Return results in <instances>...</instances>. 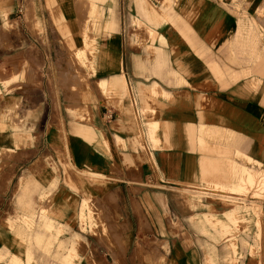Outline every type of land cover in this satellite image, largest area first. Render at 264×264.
<instances>
[{"label":"crops","instance_id":"1","mask_svg":"<svg viewBox=\"0 0 264 264\" xmlns=\"http://www.w3.org/2000/svg\"><path fill=\"white\" fill-rule=\"evenodd\" d=\"M172 1L153 2L147 11L141 0H95L101 26L109 22L113 37L103 36L102 30L98 34L100 50L108 55L87 64L93 73L86 79L88 91L79 95L73 91L79 67L60 61V47L44 43L35 27V18L47 15L52 41L60 42L45 0H0V14L10 27L6 30L0 17L5 38L0 78H29L12 82L19 86L11 94L0 88L1 96L23 103L33 130L42 119L44 133L55 128L57 134L53 122L62 120L73 164L101 168L106 184L99 197L115 201L114 214L128 246L155 248L163 264H207V247L214 245L217 263L225 264L233 257L228 245L224 249L223 243H211L197 232L208 197L193 200L192 209L181 192L201 181L226 183L234 166L250 169L238 156L264 167V0ZM49 2L53 8L60 5V0ZM21 7L29 17L18 16ZM133 18L159 32L164 44L139 46L134 35L145 33L134 30ZM101 82L107 88L101 90ZM68 108L83 109L91 123L78 124ZM82 129L100 132L109 154L87 142ZM7 144L1 137L0 147ZM7 176H0V188L10 182ZM59 191L75 199L76 210L78 197L66 190H57L54 197ZM215 211L219 216L226 212L220 205ZM66 213L72 214L71 206ZM76 226L77 220L70 219L69 229ZM243 242L238 240V247ZM239 264H264L263 221L259 258L247 251Z\"/></svg>","mask_w":264,"mask_h":264},{"label":"rangeland","instance_id":"2","mask_svg":"<svg viewBox=\"0 0 264 264\" xmlns=\"http://www.w3.org/2000/svg\"><path fill=\"white\" fill-rule=\"evenodd\" d=\"M89 1L60 0V5L54 7L55 11L53 12V5L49 0H45L46 11L60 41L58 43L52 41L51 36L54 32L48 28L47 21H45V19H48L47 15L41 21L34 17L35 27L39 31L38 34L45 41L44 43L60 47L61 53L64 54L59 57L60 61L68 67H79L77 80H75L73 86V91L79 95L88 91L86 79L93 73V70L87 68V64L91 60L89 59V61L86 58L89 56L91 48L100 50L102 47V44L99 43L102 37L98 36L100 23L96 19V14L89 12ZM141 1L145 9H150L149 5L153 2L157 5L160 3L172 5L173 3L172 0ZM64 6L67 13L64 11ZM166 7L161 5L160 8L170 9ZM20 9L21 12L18 16L29 14L23 7ZM135 9L139 15L137 7ZM31 13V15H34V12ZM85 16L88 17L87 20ZM0 17L5 24V29L10 30L5 22L4 13L0 14ZM55 18H59L60 21H56ZM84 19L92 25L91 30L82 31L81 27L85 23ZM70 25L73 26V31L67 29ZM4 40L5 38L0 30L1 47L5 43ZM84 40L85 45L82 44ZM156 42L144 43L138 40L137 44L142 46ZM159 45L162 44L159 43ZM78 52L82 53L78 54ZM63 77V82L68 84V75H63ZM27 81H29L27 74L20 76L13 74L10 79L4 76L0 78V88L4 93L11 94L13 88L19 86H11L12 82ZM64 83L62 86L68 89L69 85ZM68 113L78 124L91 123L87 113L81 108H78L77 111L68 108ZM29 120L30 117L23 107V103L20 101H7L1 96L0 90V122L5 123L3 126L0 125V139L2 137L3 140H7V145L10 146L1 145L0 147V176L4 175L6 177L9 172L10 174L7 177H12L10 182L3 183L0 188V245L2 242H7V245L0 246V264H14V260L18 261L19 264H65V258H68L67 262L70 264H163L160 256L157 260V250L155 248L151 251L147 247L127 245V240L122 237L123 229L118 223V217L114 214L115 201L112 198L102 199L99 197L102 195L103 187L106 184L104 175L101 178L94 176L90 178L86 173H83L80 168L81 165L75 166L73 164L69 150L68 131L65 132L62 120L60 119L59 123H57L58 121L53 122L54 126L57 127V134H55V128H49L44 133L46 128L43 127L45 121L42 119L37 121V125L33 130L32 122ZM50 122L52 123V120ZM76 135L78 134L76 133ZM54 136L56 137L55 142L50 141ZM78 136L82 138V136ZM237 159L242 160L239 156ZM246 163L250 168L249 171L256 178V183L247 184V188L245 187L242 191H231L223 188L219 186L222 184L221 182H216L218 185H213L210 182L201 181L198 184L189 185L193 186L191 189L185 187L181 192L185 203L192 209L194 207L193 200L200 201L201 198L208 197L206 203L208 212L205 213L207 215L216 212L215 208L219 205L223 211H228L234 207L255 208L252 219L238 220L233 226H229L224 231L222 228L216 227V224H206L197 229V232L209 242L214 244L223 243L224 249L234 241L237 243L241 239L246 242L251 240L252 246H239L231 261L225 260V264H239L240 258H243L244 252L247 251L254 259L259 258L261 254V239L259 241L257 235L258 232L261 233V222L264 223V167L248 160ZM38 182L40 183L39 189H37ZM57 190H66L78 197L76 210L79 204L85 200L92 212L95 223L90 228H84V226L83 229L82 222L75 217L73 221L77 220V226L74 229H69L68 222L61 228L59 227V230L53 231V234L57 232L56 240L49 238L47 243L37 244L34 239L36 234L42 233L50 236L52 233L44 229L38 222V215L42 208L49 209L52 207ZM12 191L15 194L13 202L9 197ZM44 191L47 193L40 196ZM210 192L211 194L214 192L216 194L220 192L221 194L210 196ZM58 193L62 194L64 192L59 191ZM228 193L237 195L234 198L238 199L229 201L219 198L220 195L229 196ZM28 203L35 211L34 222L31 226L25 221ZM200 209H204L203 205L200 206ZM256 217L259 218V223L256 222ZM193 221L194 218L191 222L193 223ZM18 232L21 236L17 235ZM225 233L227 234L225 235ZM27 253L30 255L29 258L26 256ZM134 255H139L137 261L133 260ZM207 264H210L209 261Z\"/></svg>","mask_w":264,"mask_h":264},{"label":"bare ground","instance_id":"3","mask_svg":"<svg viewBox=\"0 0 264 264\" xmlns=\"http://www.w3.org/2000/svg\"><path fill=\"white\" fill-rule=\"evenodd\" d=\"M88 7H89V12L91 14H96V19H98V22L100 23L101 7L99 5L95 4V0H90L89 4H88ZM64 11L67 13V10H66L65 6H64ZM147 11H150V9H147ZM163 14H165V13H163ZM85 19L87 20L88 17L85 16ZM85 19H84L85 23H83V25L81 27L82 31L91 30L92 25L90 24V22L85 21ZM162 23H163L162 27H164L166 25V19L165 18H163V22ZM133 26H134V30H137V31L142 30L145 33L144 34L145 36H142V37L137 36L136 34L134 35V37L137 40H140V42H144V43L147 42L148 43V42H152V41H157L160 44H164L165 40L161 36V34L159 32H156V31L152 30L149 27L148 23H143L138 18H133ZM67 29L69 31H73L74 30L72 25H70ZM77 29H78V27H77ZM110 29H112V27L110 26L109 22L106 21L104 23L103 27L101 26V23H100V30L98 31V34H100V31L102 30L101 34H103V36H105V37L106 36L113 37L112 35H109V31L108 30H110ZM82 44H84V45L86 44L85 40H84V42ZM80 53H82V52H78V54H80ZM107 55L108 54H103L101 50H96V48H93V49L91 48V51L89 52V56L86 59H88V60L90 59L91 61L89 60L90 61L89 63H90V65H92L93 61H96L95 59H97L99 56H100V61H104V60H106ZM99 87H100L101 90L107 88L105 82L99 83ZM155 91L156 90H152L151 94L152 95H156ZM4 124L5 123L3 121L0 122V125L3 126ZM81 133H82L84 139L87 142H89L91 144L92 143L96 144L98 150L102 154H109L107 141L105 140L104 136L100 132H98L96 134L91 129L90 130L89 129H82ZM242 159H244L245 161H247V160L251 161V160H249V158H247V159L242 158ZM80 168L82 169L83 173H86V175L88 177H90V178H93V176L101 178L102 175H103L100 167H94L92 165L82 164L80 166ZM232 168L233 169H232V171L230 173L229 180L226 181V183H222L219 186H221L223 188H227V189H229L231 191H242V190L245 189L247 184L251 185L252 183L255 182L256 178L254 177L253 174H251L249 169H246V168L240 167V166H234ZM210 183L213 184V185H218V183L213 182V181L210 182ZM260 186H259V188H261ZM191 188L192 187H190V189ZM263 189H260V190H263ZM198 190H199V188H198ZM45 193H47V192L44 191V193H41L40 196H42ZM210 194H211V192H210ZM217 194H221V193L218 192ZM217 194H216V192H214L210 196H217ZM62 195H64V194H57L56 197L53 200L52 207H50L49 209L48 208H42L41 211L39 212L38 222L42 225V227L44 229H46V230H48V231H50L52 233L50 235L51 237L47 236V235H44L42 233L41 234H36L34 236V239L36 240L37 244H40L41 242L42 243L43 242L47 243L49 241V238H52V239L56 240L57 239V232H56V234H53V231L55 232V231L59 230V227L61 228L63 225L67 224L70 219H72V221H73V219L75 217H76V219L78 221L82 222V228L84 226H85L84 228H90L91 226L94 225V223H95L94 217H93L92 212L89 209V206H88V204H87V202L85 200H83L79 204L77 210H75V208H74V205H75L74 199L65 198ZM204 195H206V194H204ZM225 195H220L219 198L221 197V198L229 200V201H231V200L233 201V200H237L238 199V198L237 199L234 198V196H237V195H234L233 193H231V194L228 193L229 196H225ZM230 196H233V197H230ZM240 199H239V201H240ZM28 206H29L28 207L29 211H28L27 215L25 216V219H26L25 221L27 222V224H29V226H31L33 224V222H34V217H35L34 213H35V211H34V209H32V207L30 206L29 203H28ZM69 206L72 207V214L71 215L66 213L67 211H69ZM254 212H255V208L254 207L253 208H251V207H241V208L234 207V208H231L228 211L224 212L220 216L218 214H214V213L210 214V215L202 214V216L197 219V224L201 225V227L205 226L206 224H209V225L210 224H216V227H220L224 231V229L226 230V228H228L229 226H231V225L233 226V224L236 223L238 220H243V219L248 220L249 218L252 219L251 217H252V214ZM256 222L259 223V218H257ZM226 234L227 233H225V235ZM17 235L21 236L20 232H18ZM224 237H226V236H224ZM257 237L259 238V241H260V239H261V233L260 232H258ZM44 239H46V240H44ZM3 245H7V243L3 242ZM246 245H248V244L246 242H243L242 246H246ZM259 248H260V246H259ZM237 250H238V245H237V243L235 241L228 245V251L230 253H232V255L234 253H236ZM207 253H208L209 263L210 264H218L217 263V256H216V248H215L214 245L207 247ZM1 255H3V254H1ZM26 256L29 258L30 257L29 253H27ZM67 259L65 258V260H66L65 264H70V263L67 262ZM13 263L14 264H19L18 261H16V260H14Z\"/></svg>","mask_w":264,"mask_h":264},{"label":"built area","instance_id":"4","mask_svg":"<svg viewBox=\"0 0 264 264\" xmlns=\"http://www.w3.org/2000/svg\"><path fill=\"white\" fill-rule=\"evenodd\" d=\"M21 12V9L18 10V14Z\"/></svg>","mask_w":264,"mask_h":264}]
</instances>
